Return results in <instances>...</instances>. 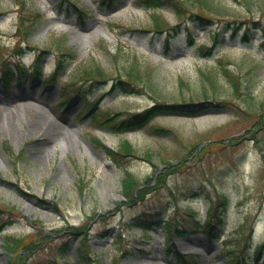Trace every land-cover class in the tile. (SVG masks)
<instances>
[{
    "label": "rangeland",
    "instance_id": "obj_1",
    "mask_svg": "<svg viewBox=\"0 0 264 264\" xmlns=\"http://www.w3.org/2000/svg\"><path fill=\"white\" fill-rule=\"evenodd\" d=\"M214 2L216 10L202 9L211 24L193 18L182 23L167 49L164 33L151 30L154 16L174 23L186 15L179 18L168 6L151 10L132 0L111 5L108 0H0V62L28 43L35 50L23 56L26 66L37 49L47 50L40 61L44 76L67 48L76 55L67 58L58 84L77 81L78 69L91 65L106 75L65 114L52 101L54 87L50 97L30 84L19 90L13 77L9 87L0 86V208L11 217L5 225L0 217V264H184L173 248L194 255L188 264H224L242 250L243 260L256 264L254 250L264 243L263 34L251 23L255 31L244 42L245 24L235 38L229 28L243 20L263 23L264 0ZM69 5L82 10L84 18L68 15ZM216 31L214 54L203 56L197 47L211 45ZM14 59L0 70L15 68L18 74ZM133 62L144 74L150 72L151 87L143 83L139 94H105L112 78L124 75ZM224 67L239 79L241 93L234 91ZM247 92L252 94L248 100ZM98 97L85 120L73 117L74 110ZM205 97L215 106L195 115L160 113L143 128H118L120 119L154 103ZM155 128L168 133H154ZM97 138L110 148L126 139L134 154L116 162ZM126 172L150 180L134 200L122 195ZM214 206L223 223L214 239L187 232ZM149 215L168 218L171 230H185L169 233L160 222L142 232L126 224ZM9 242L12 252L6 249Z\"/></svg>",
    "mask_w": 264,
    "mask_h": 264
},
{
    "label": "trees",
    "instance_id": "obj_2",
    "mask_svg": "<svg viewBox=\"0 0 264 264\" xmlns=\"http://www.w3.org/2000/svg\"><path fill=\"white\" fill-rule=\"evenodd\" d=\"M112 1V0H111ZM137 4L140 6H145L148 8H158L161 7L163 5L169 6L171 7L177 17H181L183 14L186 13L185 17L187 18H193V19H201L206 21H211L209 17H206L202 11L203 10H209L211 11V9L216 10V5L214 0H136ZM191 3L192 5H198L201 9L199 10V12H196L197 10H188V4ZM188 12V14H187ZM180 20V19H179ZM182 21V20H180ZM179 21V22H180ZM178 22V23H179ZM240 23H247V25L245 26V29L243 31V35L242 38L245 41H248V39L250 38V32L251 31V27L250 24L253 23L254 24V28L256 29H260L262 31V34L264 35V21L263 23H260L259 20H244ZM239 25V24H238ZM236 25L233 27L232 29V36H235L237 33V30L239 29V26ZM153 26H154V31L155 32H162L164 30L167 31H171L170 26H172L169 22H167V20H165L164 18H160L158 15L154 16V22H153ZM179 27V24H176V26L172 27V29H175ZM64 44V40H61ZM263 41H264V36H263ZM214 45L213 46H208V47H203L200 50L201 53L204 54H210L214 48V46L216 45V38H214L213 40ZM61 44V46H62ZM21 51V49H20ZM41 52V51H40ZM45 52V51H42ZM75 58L74 53L72 52L71 49H66L64 52H62L60 54V59L58 60V66H57V71L55 73V75L53 76L52 80H55L56 77L58 76V72L60 70H62L65 65H66V58ZM37 64V62H36ZM36 70H40L38 69L39 67L36 65L35 66ZM225 71L226 76L229 77L230 83L233 85L234 87V91L236 93H241L242 91L237 89V86L239 85V79L236 77L235 73L232 71H229L228 69H226L225 67L223 68ZM147 72V71H146ZM74 74V72L71 73L70 77H73L72 75ZM206 78L208 81H210L212 83V78L210 74H205ZM105 72L104 70L98 66V65H91L88 67H83L78 69L77 74L75 75V80H91L94 81L95 83H99L101 82V80H103L105 78ZM150 72L147 73H143L142 69L139 68L138 64L136 62H133L132 65H130L128 67V69L125 70L124 75L118 76L116 75L113 80V87L112 89L114 90H121L125 93H140L141 92V87L143 83H147L149 84V86L151 87V82L150 81ZM74 82V79L72 80V84ZM206 94V92L204 93ZM245 99L248 100L250 98H252V94L250 92L246 93ZM208 98L205 97V99L203 101L200 102H194L193 100L189 101V102H177V103H172V104H167V103H156L151 107H148L146 109H144L142 112L139 113H134L132 115H130V117H128L127 119H121L119 120L118 123V128L122 129V130H126V129H136L139 127H142L145 123H147V121L155 116L158 115L160 113H167V112H177V113H186L189 115H193L195 113H197L198 111L210 108V107H214L215 104H211V101L207 100ZM116 123V124H117ZM155 133H162V134H166L168 133L166 130L164 129H154ZM98 142L100 143L101 147L103 148V150L105 151V153L114 161L119 162L122 159H124L125 157H127L128 155H132L134 154L135 149L133 148V146L125 139L123 140V142H121V144H119L116 148H110L108 146H106L103 142H101L100 140H98ZM149 156V155H148ZM169 163V162H168ZM161 175H158L156 180L157 182H159V177ZM150 180H144L141 181L139 179H137L135 176H133L131 173L126 172L123 180H122V185H123V191H122V195L129 199H133L134 197L138 196L139 193L141 191H143V186L149 184ZM130 199V200H131ZM134 200V199H133ZM216 209H214V211L210 212V215H208V219L206 224H204L203 226H199L198 224H196V227L193 228L194 231L196 232H207L209 235H211V233L213 231H215V227L217 224L221 223V216H216ZM212 219H215V221L213 222ZM146 219H134L133 223L136 225H139L141 227V229H143L144 232H147V228L148 226H146ZM160 220V219H159ZM133 224H128L127 226H131ZM164 228L165 229H169L170 225L169 223H167V221H164ZM175 231H179L178 229L174 228ZM189 231H191L192 229H188ZM193 232V231H192ZM13 238V237H11ZM9 245L11 246H7L6 249L9 252L14 251V247L13 246V242H9ZM185 258V256L183 255V259ZM186 260V259H185ZM233 261V260H232ZM67 264V263H64Z\"/></svg>",
    "mask_w": 264,
    "mask_h": 264
},
{
    "label": "bare ground",
    "instance_id": "obj_3",
    "mask_svg": "<svg viewBox=\"0 0 264 264\" xmlns=\"http://www.w3.org/2000/svg\"><path fill=\"white\" fill-rule=\"evenodd\" d=\"M36 123V121L35 122H33L32 124L34 125ZM51 131V130H50ZM0 217H2V218H4V219H8L9 218V215L7 214V213H5L1 208H0Z\"/></svg>",
    "mask_w": 264,
    "mask_h": 264
}]
</instances>
